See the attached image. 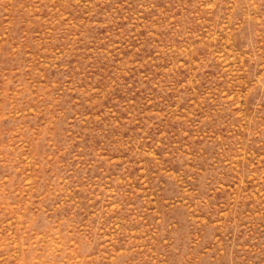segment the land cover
I'll return each instance as SVG.
<instances>
[{
    "label": "rangeland",
    "instance_id": "rangeland-1",
    "mask_svg": "<svg viewBox=\"0 0 264 264\" xmlns=\"http://www.w3.org/2000/svg\"><path fill=\"white\" fill-rule=\"evenodd\" d=\"M0 264H264V0H0Z\"/></svg>",
    "mask_w": 264,
    "mask_h": 264
}]
</instances>
